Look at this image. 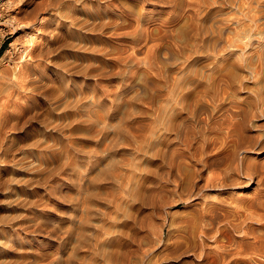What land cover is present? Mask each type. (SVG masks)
Instances as JSON below:
<instances>
[{
	"label": "rangeland",
	"instance_id": "1",
	"mask_svg": "<svg viewBox=\"0 0 264 264\" xmlns=\"http://www.w3.org/2000/svg\"><path fill=\"white\" fill-rule=\"evenodd\" d=\"M33 1L37 2L0 0V100L4 101L3 111L0 112V142L3 144V151H0V219L5 221L0 223V241H3L0 244V262L186 264L190 261L191 264H222V250L245 252L261 249V246L263 249L264 245H214L212 239L207 245H199L200 237L192 221L197 201H184L183 198L170 200L167 196L158 202L152 201L150 206L146 203L147 197L139 203L125 201L120 188L122 182L126 183L124 174L110 175L111 169L107 172L102 170V158L98 157L93 162L89 177H84L81 185L79 172L74 169L85 166L86 158L82 152L106 148L109 134L97 140L94 125L75 122L77 116L85 113L72 111L64 114L74 121L70 129L63 135L48 132V110L38 106H33L32 111L26 110L25 104L14 99L18 89L8 81L15 73L17 81L25 76L31 77L39 67L83 82L87 87L69 92V99L87 101L95 94L101 102L93 106L94 116L100 114L103 118V114L111 109L107 115L110 123L131 117L126 124L129 143L121 149L125 162H128V158L134 155L133 145L162 150L168 135L165 129L167 119L160 110L169 104L165 97H157L156 113L145 102L163 84L149 70L148 62L153 61L155 56L148 51L151 43L143 41V31L151 27L156 33L161 20L169 21L165 24L172 26L174 41L185 42L192 24L197 22L199 37L203 39L202 48L195 54L190 70L196 73L193 77L205 75L209 79L207 87L212 91L214 87L210 74L235 64L242 56L254 57L257 48L258 51L263 49L260 41L253 40L245 51V40L241 41L242 35L237 34L242 32L240 28L251 25L257 16L264 20V15H261L264 4L257 7L255 0H176L175 4L167 5L162 0H153L152 3L148 0H84L83 4L56 7L55 0V4L52 0H39L43 8L36 5L37 9L33 7ZM144 5L148 11L142 10ZM42 9L49 12V16L60 19L54 36L45 34L44 29L56 26L55 18L50 20L49 27L38 26L36 13ZM150 9L163 15L152 17L155 22H150ZM68 11L70 17L66 16ZM110 15L115 17V23H111ZM128 18L134 23H129ZM261 27L264 29V25ZM31 34L36 35L35 39L30 37ZM258 34H264V31ZM258 34L254 33V36ZM231 41H234L232 47ZM158 59L163 62L160 56ZM68 60L73 62V66L59 67ZM263 69L264 66L258 67L252 73L248 69L235 71L233 82L237 89H241V97L252 98L255 95L256 86L264 81ZM174 75L178 78L176 73ZM47 83L55 81L49 78ZM31 84L29 80L25 87H31ZM58 87H45L39 95L47 100ZM26 97L27 101L32 98L31 94ZM204 114L199 117L206 116ZM194 117L190 116L189 120L194 121ZM57 118L55 114L50 117ZM195 124L192 123L187 131L189 134L198 132L199 125ZM40 134H45L43 138L50 146L28 147L41 138ZM176 135L174 131L169 132L173 140ZM251 155L264 170V153ZM157 157L164 160L159 153ZM186 164L185 180L188 181L193 165L187 160ZM136 179L133 177L134 181ZM254 179L250 186L236 189L235 194L244 197L257 191L264 194V181H259L256 176ZM179 187L178 190L187 191L186 187ZM90 188L96 190L95 197L84 199L85 190ZM232 193L228 191L222 197H231ZM209 195L217 196L218 193L210 191ZM169 203L167 215L162 218L165 216V205ZM67 212H71L72 218L64 215ZM17 216L23 218L14 219ZM255 226L259 228V224ZM54 227L57 231L52 232V236L56 237V241L48 248L34 242L25 243L34 237L44 238ZM69 228L74 231L61 243L59 235ZM224 228L222 223L220 229ZM222 233L219 231L212 235L221 236L222 243L226 240V233ZM217 246L220 249H216ZM57 256L59 260L54 259Z\"/></svg>",
	"mask_w": 264,
	"mask_h": 264
},
{
	"label": "bare ground",
	"instance_id": "2",
	"mask_svg": "<svg viewBox=\"0 0 264 264\" xmlns=\"http://www.w3.org/2000/svg\"><path fill=\"white\" fill-rule=\"evenodd\" d=\"M146 1L144 0V2ZM37 2L33 1L35 5L33 7L38 9L37 6L41 2L39 1V4ZM52 2V4H55L53 0ZM43 10H39L36 13L38 26H44L45 28V25H48L50 20L55 18V29L51 26V28L44 29L45 34L54 36L56 34L54 31L58 29L57 26L61 23L60 19L58 16L54 18L49 16V12H44ZM142 10L148 11L145 9V5ZM66 16L70 17V11L66 13ZM110 18L111 23L116 22L114 16L110 15ZM128 21L131 24L134 23L130 18H128ZM165 23H169V21L164 22L161 20L158 23L156 33L151 27L146 28L142 33L143 41L148 44L151 43L148 51L155 56L153 61L148 62L149 70L160 78L159 83L163 84L162 88H159V91L156 90L157 92L150 95L145 102H147V107L153 110L154 113L158 110L156 108L157 97H165L164 99L169 103L160 108L165 119H167L165 129L168 133L162 146V151L166 149L167 152L162 157L167 159L168 154L175 151L176 156L171 161L172 179L174 183L178 182L179 186L186 187L185 190L191 191L195 197L194 200L197 201L196 205L198 206L192 221L197 236L200 237L199 245H207L210 239H212L211 241L214 245H264V194L259 191L247 197L235 194L238 191L236 189H240L243 185L244 187L250 186L254 182L255 176L259 177V181H264V170L261 168L260 163L257 160H253L251 154H245V167L253 174L250 184L246 177L238 178L241 181L240 183H234L232 180L220 181L213 172L204 168L203 164L198 163L201 159L207 160L208 156L219 152H223L228 161L231 162L236 149L241 145L256 148L258 154L264 153V128L247 126L248 116L244 115L245 113L250 115L251 112L264 110V81L256 86L255 95L252 98L241 97V89H237L233 82L236 70L243 71L248 69L252 73V70L256 72L258 67L262 68L264 66V45H261L263 47L261 51H258V48L255 50L256 55L254 57L242 56L235 64L227 65L220 72L217 71L210 74L211 85L214 87L210 91L207 87L209 79L205 75L193 77L196 76V73L190 70L195 54L199 53L202 48L203 39L199 37L198 23L192 24L190 31L185 36V42H175L172 26ZM242 28H240L242 32L237 34L242 35L241 41L245 40V35L250 30V25ZM238 29L236 30L238 31ZM261 29L263 28L261 27ZM254 33L258 34L262 33V31L258 29L257 32H253V35ZM30 37H36V35L31 34ZM233 43L234 41H231V47ZM213 44L216 45L215 43ZM210 48L212 47L210 46ZM158 56L163 58V62L158 59ZM175 73L178 78L174 77ZM259 74L261 73L259 72ZM15 76L17 77L16 73ZM192 80L194 81L192 82ZM195 81L199 82L195 83ZM20 93L19 100L27 102V97L22 92ZM206 98L210 101L205 100ZM233 109H243V112H234ZM203 112L206 116L199 117ZM192 115H195L194 121L189 120ZM238 115L245 121L242 131L236 130L230 120L225 119L228 116L235 118ZM194 122L196 123L195 126L199 125V130L197 133L189 134L190 132L188 133L187 131L191 129L190 127H192ZM252 123L264 125V119H257ZM172 131L177 134L176 138H174L175 140L169 136V132ZM186 160L193 165L188 181L185 180ZM201 188H203V192H201ZM210 191H216L218 195L210 196ZM228 191L233 192L232 196L222 197ZM184 201L186 200L184 199ZM222 223L225 224L224 229H220ZM257 224H259V228L255 226ZM219 231H222V234L226 233V240L222 243L221 236L212 235V233ZM216 249H220V246H217ZM250 250L245 252L222 250V264H264V255H262L264 248L262 249L261 246V249Z\"/></svg>",
	"mask_w": 264,
	"mask_h": 264
},
{
	"label": "clouds",
	"instance_id": "3",
	"mask_svg": "<svg viewBox=\"0 0 264 264\" xmlns=\"http://www.w3.org/2000/svg\"><path fill=\"white\" fill-rule=\"evenodd\" d=\"M149 3H152L153 0H148ZM157 2H161V0H157ZM83 4L84 0H57L56 7L60 5H69V4ZM164 4H175L176 0H162ZM256 6L259 7L260 4H264V0H255ZM149 21L155 22L152 20V17H159L163 15L162 12H157L153 10H149ZM264 15V13H261ZM261 25H264V20H260L259 16L251 21L250 30L245 35V51L248 46H251V42L253 40H258L262 44H264V34L253 35V32H257L258 29H261ZM35 39V37H32ZM39 59V58H37ZM73 66V62L71 60L66 61L65 65H59V67H67ZM51 78L55 83H47V80ZM29 80L32 81L31 87H25L29 84ZM13 81H16L13 84ZM13 88L18 89V94L14 99L19 100V93L22 92L25 96L31 94V99L27 102L24 100H20V103L25 104L26 110L32 111L33 106H38L41 109L48 110V117H46L48 121V132L50 133H60L63 135L68 129L72 127L73 120L67 118L66 113L69 111L85 113L77 116L75 122L78 123H87L90 125H94L96 129V139L99 140L100 137L109 134L110 136L108 146L92 148L82 152V156L86 158L85 166L79 167L77 166L74 170L79 172L80 180L79 183L83 185L84 177H89V168L93 164V162L99 157L101 159V164L103 166L104 171H108L111 169V174H124L125 182H122L120 188L122 190V199L128 201L130 203H139L147 197L146 203L150 206L152 201H159L162 197H170V200H176L179 198H183L186 201L194 200L195 197L192 195L191 191H182L178 190L179 184L174 183L172 179V164L171 161L175 158L176 153L168 154V158L161 160L157 157V154L163 155L167 152V150H161L159 147H156L154 150H150L149 146L141 145L139 147L133 145V153L134 155L128 158V162L124 160V154L121 151L122 148L128 146V128L126 127L127 121L131 119L128 117L124 120L117 119L115 123H110L107 119L108 113L111 112V109H108V113L103 114V118H101L100 114L93 115V106L99 104L101 102L100 98H98L95 94L89 96L87 101L82 98H77L75 100L69 99V92H75L78 89H84L87 87L83 82L71 79L69 77L61 76L54 72H49L45 68H39L38 70L31 76H25L22 80L17 81L16 76L14 75L11 80L8 81ZM57 85L58 90L55 91V94L50 95L47 100L39 93L45 88H56ZM4 101L0 100V112L3 111ZM87 105V107H85ZM234 112H243V109H233ZM56 115L57 119H50L53 115ZM214 115V113H213ZM244 115L248 116L246 121L247 126L249 127H261L264 128V125L253 124V121L257 119H264V110H259L258 112H251L250 115L245 113ZM225 119L230 120L231 124L236 128V130H241L244 127L245 121L241 116H236L235 118L228 116ZM239 122V123H238ZM41 138L36 141L33 145H28V147H39L43 146L45 148L50 145L43 138L45 134H40ZM0 151H3V144L0 142ZM211 151V149H210ZM245 154H256V148L249 147L247 145H241L235 151L234 156L232 157L231 162L225 157L223 152L216 153L215 155L208 156L207 160L201 159L198 163L203 164L204 168H207L209 171L213 172L216 177L220 181H229L232 180L234 183H240L241 181L238 179L240 177H246L249 184L252 180V172L245 167L246 160ZM151 162V166L150 163ZM164 171H161V169ZM96 172V171H94ZM133 177H137L134 181ZM91 180H95L90 177ZM201 192H203V188H201ZM86 195L83 197L84 199L94 198L96 195V190L87 189L85 190ZM170 206L165 205V218L167 215V207ZM99 211V209H96ZM64 215L72 218L71 212L64 213ZM23 217L17 216L14 219H22ZM5 221L0 219V223H4ZM95 227V225H92ZM57 231V228L54 227L48 231L47 236L44 238L34 237L33 240H27L25 243H35L36 245L42 248H48L49 245L56 241V237L52 236V232ZM74 229L69 228L63 230V232L59 235L60 242H64V240L72 233ZM89 235H91L89 233ZM3 241H0L2 244ZM160 241L157 242V246ZM54 259L59 260L60 257L57 256ZM2 264V262H0ZM186 264H191L190 261L186 262Z\"/></svg>",
	"mask_w": 264,
	"mask_h": 264
}]
</instances>
